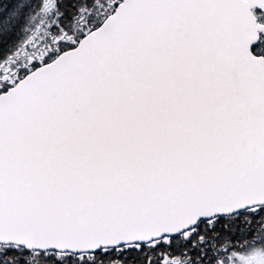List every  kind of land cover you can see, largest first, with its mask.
<instances>
[{"label": "snow or ice", "instance_id": "obj_1", "mask_svg": "<svg viewBox=\"0 0 264 264\" xmlns=\"http://www.w3.org/2000/svg\"><path fill=\"white\" fill-rule=\"evenodd\" d=\"M0 264H264V0H0Z\"/></svg>", "mask_w": 264, "mask_h": 264}]
</instances>
